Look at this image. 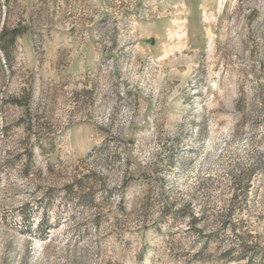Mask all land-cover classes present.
<instances>
[{"label":"rangeland","instance_id":"obj_1","mask_svg":"<svg viewBox=\"0 0 264 264\" xmlns=\"http://www.w3.org/2000/svg\"><path fill=\"white\" fill-rule=\"evenodd\" d=\"M0 264H264V0H0Z\"/></svg>","mask_w":264,"mask_h":264},{"label":"trees","instance_id":"obj_2","mask_svg":"<svg viewBox=\"0 0 264 264\" xmlns=\"http://www.w3.org/2000/svg\"><path fill=\"white\" fill-rule=\"evenodd\" d=\"M15 38H16V36H15Z\"/></svg>","mask_w":264,"mask_h":264}]
</instances>
